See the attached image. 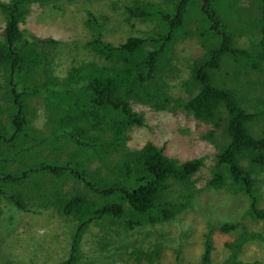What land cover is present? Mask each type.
Returning a JSON list of instances; mask_svg holds the SVG:
<instances>
[{"label":"trees","instance_id":"obj_1","mask_svg":"<svg viewBox=\"0 0 264 264\" xmlns=\"http://www.w3.org/2000/svg\"><path fill=\"white\" fill-rule=\"evenodd\" d=\"M53 2L0 0L5 19L0 31V204L25 211L30 205L35 211L53 208L75 221L69 257L54 264L93 263L84 261L80 250L91 225L103 232L102 249L111 244L129 249L126 239L192 209L204 190L227 187L245 195L248 216L264 221V0H251L257 11L246 18L248 9L241 11L237 0H167L166 8L133 0L125 7L126 21L151 23L154 31L118 45L105 38L107 16L84 21L90 38L81 45L23 27L33 6L42 10ZM194 22L202 27L195 32L188 30ZM196 35L203 38L205 54L189 66L190 77L182 84L187 99L176 98L166 73L178 41ZM245 35L253 41L249 47L238 43ZM80 48L93 59L74 55L63 67L64 54ZM245 86L247 93L241 95ZM134 104L153 111L183 109L203 122L205 139L216 149L204 188L194 179L207 168L204 159L180 162L153 142L129 147L131 131L146 121ZM39 106L46 113L44 127L36 126ZM96 162L100 166L93 169ZM238 228L225 223L220 230ZM214 230L210 226L204 234L200 264H214ZM257 238L264 239L261 232L242 226L225 243L228 257L219 264H247L241 259L244 246ZM153 248L132 246L130 258L137 264L143 257L158 260L162 245Z\"/></svg>","mask_w":264,"mask_h":264},{"label":"rangeland","instance_id":"obj_2","mask_svg":"<svg viewBox=\"0 0 264 264\" xmlns=\"http://www.w3.org/2000/svg\"><path fill=\"white\" fill-rule=\"evenodd\" d=\"M133 0H55L52 4L39 9L33 6L24 28L38 36L52 37L69 44L81 45L90 38V32L84 21L91 16H107L105 31L106 40L118 45L131 36H146L150 34L152 24L138 19L126 21L125 7ZM161 3L163 8L168 6L167 0H152ZM240 10L248 9L249 13L257 11L251 0H237ZM249 5V6H248ZM55 6V7H54ZM58 6V7H56ZM246 9V10H247ZM238 10V9H236ZM256 13V12H255ZM198 19L196 13L193 15ZM254 16V15H253ZM4 15L0 10V31L4 25ZM198 23H189L188 30L196 31ZM154 30H151V33ZM248 35L238 37L239 45L249 47L253 41ZM201 37L184 38L175 45L176 56L172 57V67L166 73L171 94L176 98L187 99L188 93L183 82L190 77V64L205 54L201 46ZM255 40V38H254ZM74 55L80 60L93 59V55L80 48L72 53L64 54L62 64H70ZM59 64V62H58ZM66 69V66H65ZM59 72L63 69L58 67ZM247 87H241L240 94L246 95ZM247 100L246 97L243 99ZM250 106L252 102H246ZM135 109L144 116L145 126L131 131L129 147L142 148L146 143L153 142L163 147L167 155L180 162L201 158L207 168L194 177L201 188L205 187L206 178H210L209 167L215 157V147L205 139L206 126L196 120L183 109L176 111H153L146 106L134 104ZM39 121L37 127H44L45 111L39 106ZM100 166L96 162L95 169ZM199 176H205L199 177ZM261 205L264 207V188L261 195ZM248 198L243 194L235 195L229 188L210 189L202 191L195 200V206L176 219L157 225L154 228L141 229L124 242L130 248H120L111 244L105 250L99 245L103 232L100 227L91 225L85 234L80 250L83 260L92 264H137L130 258L132 246L146 244L148 251H154L155 244L162 245L161 256L158 260L141 259V264H200L204 252V234L214 226L213 263L219 264L228 257L225 243L234 238L242 226L248 231H259L264 237V221L253 220L246 213ZM3 213L0 215V264H54L66 260L71 252L72 233L76 223L55 209L38 210L30 205L28 211L19 210L6 202L0 204ZM230 223L239 226L231 233H223L220 228ZM151 232L150 235H147ZM241 259L247 264H264V239H254L244 246Z\"/></svg>","mask_w":264,"mask_h":264}]
</instances>
